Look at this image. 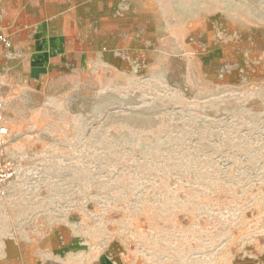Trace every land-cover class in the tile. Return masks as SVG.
I'll list each match as a JSON object with an SVG mask.
<instances>
[{"label":"rangeland","instance_id":"rangeland-1","mask_svg":"<svg viewBox=\"0 0 264 264\" xmlns=\"http://www.w3.org/2000/svg\"><path fill=\"white\" fill-rule=\"evenodd\" d=\"M110 4L111 54L0 80V245L67 223L138 264H264V0Z\"/></svg>","mask_w":264,"mask_h":264},{"label":"crops","instance_id":"crops-1","mask_svg":"<svg viewBox=\"0 0 264 264\" xmlns=\"http://www.w3.org/2000/svg\"><path fill=\"white\" fill-rule=\"evenodd\" d=\"M0 27L10 40L0 42L1 81L13 73L31 79L33 72L74 71L79 57L111 54L110 0H0ZM2 242L0 264H138L112 254L109 243L96 247L67 223Z\"/></svg>","mask_w":264,"mask_h":264},{"label":"built area","instance_id":"built-area-1","mask_svg":"<svg viewBox=\"0 0 264 264\" xmlns=\"http://www.w3.org/2000/svg\"><path fill=\"white\" fill-rule=\"evenodd\" d=\"M0 42L6 46L10 44L9 37L2 27H0ZM9 135V128L6 123V103L0 95V186L14 176L12 164L5 155Z\"/></svg>","mask_w":264,"mask_h":264}]
</instances>
